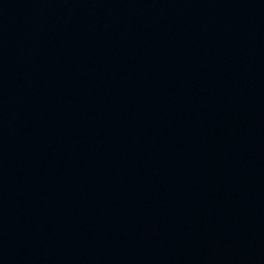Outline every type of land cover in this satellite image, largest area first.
Returning <instances> with one entry per match:
<instances>
[{"label":"water","instance_id":"1","mask_svg":"<svg viewBox=\"0 0 264 264\" xmlns=\"http://www.w3.org/2000/svg\"><path fill=\"white\" fill-rule=\"evenodd\" d=\"M0 264H264V0H0Z\"/></svg>","mask_w":264,"mask_h":264}]
</instances>
